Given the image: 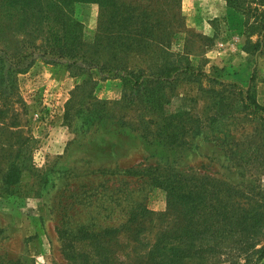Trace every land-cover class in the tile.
Here are the masks:
<instances>
[{
	"label": "rangeland",
	"instance_id": "374dc122",
	"mask_svg": "<svg viewBox=\"0 0 264 264\" xmlns=\"http://www.w3.org/2000/svg\"><path fill=\"white\" fill-rule=\"evenodd\" d=\"M119 1L136 8L134 15H138L124 38L140 41L144 46L137 48L133 44L132 48L118 49L116 38L120 30L111 20L104 22L103 10L96 3L75 2L72 13L83 26L81 52L93 56L95 51L103 56L125 54L130 59L143 57L152 63L160 52L157 41L163 38L170 43L169 52L188 59L195 68L205 65V73L217 77V81L214 83L208 77L198 82H178L166 97L164 113L186 114L179 131L182 140L175 141L179 145L157 140L145 144L142 122L158 133L164 123L163 115L140 105L121 104L124 90L119 78L102 80L92 69V77L98 80L93 94L105 105H94L84 95L86 91L79 92L68 104L72 94L77 93L76 86L87 76L73 77L58 65L34 59L29 69L17 75L18 92L27 111L26 130L31 137L27 147L31 156L30 160L19 158L26 168L8 191L2 178L16 154L15 147L10 150L8 146H17L18 138L6 133L0 136V264H100L96 246L75 232L80 230L79 224L88 222L97 212L94 206L83 207L81 201L94 188L96 193L109 194L113 186L127 182L125 173L129 167H158L185 175L200 171L218 173L225 174L228 181L243 183L264 168V130L260 126L264 113L253 112L244 100V90L251 84L256 101L264 106V39L258 55L245 53L244 16L224 9V0L191 6V12L187 11L186 0L180 1L179 11L171 8L177 0ZM208 5L217 10L214 15L208 11ZM175 12L183 17L182 21L172 18ZM160 17L168 20V35L161 33ZM4 25L0 48L16 54L23 49L24 33L19 31L17 22ZM218 82L239 88L225 92L217 86ZM129 93L127 88L125 94ZM218 98L221 106L215 107L213 103ZM14 107L19 109L18 105ZM256 144L261 146L260 151L253 152ZM221 150L230 152L231 161L218 155ZM238 165L247 170L241 179L236 176ZM258 181L264 189V174ZM117 196L124 200L126 193ZM145 203L155 214L165 212L164 191L151 189ZM153 225L155 233L161 225L157 219ZM119 241L117 249L112 246V257L103 263L125 262L126 251Z\"/></svg>",
	"mask_w": 264,
	"mask_h": 264
},
{
	"label": "trees",
	"instance_id": "16d2710c",
	"mask_svg": "<svg viewBox=\"0 0 264 264\" xmlns=\"http://www.w3.org/2000/svg\"><path fill=\"white\" fill-rule=\"evenodd\" d=\"M180 1L171 3V8L179 11ZM224 1L228 8L244 16L246 41L242 50L252 56L258 55L264 39V0ZM75 2L96 3L103 10L104 22L111 20L120 30L116 38L118 49H129L134 47L133 44H137V48L144 46L140 41L124 38V33L130 32L129 26L138 15H134L136 8L123 1L0 0V37L4 34L2 29L6 22H17L19 31L24 33L20 52L11 54L0 48V136L6 133L18 138L17 146H8L10 150L15 147L16 154L7 164L2 178L6 191L18 183L26 168L19 158L30 160L31 156L27 147L31 140L29 130H26L27 111L18 92L17 75L29 69L34 59L41 58L46 64L58 65L73 77L87 76L76 86L77 93L72 94L68 104L79 92L86 91L84 95L94 105H105L93 94L98 80L92 77V69L102 80L119 78L124 90L121 104L140 105L163 115L164 123L156 128L157 132L160 131L158 133L142 122L141 134L145 144L157 140L179 145L175 141L182 140L179 131L183 129L182 116L186 114L177 112L166 116V97L180 81L198 82L209 77L204 71L205 65L195 68L188 59L183 60L181 55L169 52L170 43L163 38L157 41L160 52L152 63L143 57L130 59L118 53L103 56L95 51L94 56L86 55V51L79 49L83 26L73 16ZM172 18L183 20L176 12ZM167 23L168 20L161 18V33L164 35L170 33ZM252 37L256 39L252 40ZM37 41L39 44L35 43ZM216 78L208 79L216 83ZM217 86L225 92L233 87L239 88L236 84L224 82H218ZM127 88L131 92L128 96L125 94ZM244 92V100L252 111L264 113V106L256 101L254 86L250 84ZM220 100L218 98L213 105L221 106ZM65 116H68L67 112ZM260 126L264 130V122ZM259 148L261 146L256 144L253 152L260 151ZM229 153L221 150L218 155L231 161ZM238 167L236 176L241 179L247 170ZM226 170L231 169L226 167ZM263 174L264 168H261L243 183L242 180L228 181L225 174L218 173L210 175L200 171L196 175H185L151 166L146 169L129 167L125 173L127 182L113 186L109 194H103L104 191L96 193L94 188L81 201L83 207L94 206L97 212L88 222L79 224L80 230L75 232L96 246L100 264L112 257V246L115 249L120 239L126 251L122 264H260L264 259V189L258 179ZM122 187L126 193L124 200L117 196L124 193ZM153 188L165 193L166 209L163 213L155 214L146 207V193ZM154 219L161 225L155 233L152 232ZM152 234L153 240L150 239ZM110 242L112 244L108 247Z\"/></svg>",
	"mask_w": 264,
	"mask_h": 264
},
{
	"label": "crops",
	"instance_id": "0c3cea01",
	"mask_svg": "<svg viewBox=\"0 0 264 264\" xmlns=\"http://www.w3.org/2000/svg\"><path fill=\"white\" fill-rule=\"evenodd\" d=\"M184 4H185V2H184ZM186 4H187V7H189V9L187 8V11L191 12V8H192L191 6L200 7V6H202V5L204 6L206 4H209V5L215 4V2H214V0H186ZM209 5H208L207 9L210 12V14L214 15L213 13H216L217 10H215L214 8H211ZM223 7H224V9L229 10L226 5H224ZM204 8L205 7H202V9H204ZM220 9H222V8H220ZM224 9H222V10H224ZM260 264H264V259L262 260V262Z\"/></svg>",
	"mask_w": 264,
	"mask_h": 264
}]
</instances>
